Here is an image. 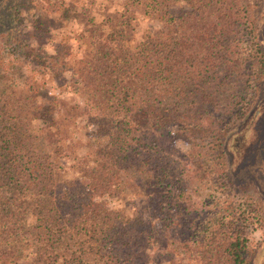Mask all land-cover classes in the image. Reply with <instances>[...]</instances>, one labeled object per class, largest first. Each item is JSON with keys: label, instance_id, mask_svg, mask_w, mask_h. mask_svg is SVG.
I'll list each match as a JSON object with an SVG mask.
<instances>
[{"label": "trees", "instance_id": "16d2710c", "mask_svg": "<svg viewBox=\"0 0 264 264\" xmlns=\"http://www.w3.org/2000/svg\"><path fill=\"white\" fill-rule=\"evenodd\" d=\"M15 1L0 0V38L14 45L23 36L13 15ZM258 1L142 0L145 15L162 25L133 47L125 44L122 25L108 33L89 19L82 35L91 50L72 74L86 92L90 119L114 124V132L87 161L71 156L52 135L46 139L51 150L35 144L28 121L39 114L37 82L22 80L27 89L14 83L1 92L0 264H114L120 251L129 256L147 248L159 238L153 224L96 200L122 199L126 173L143 187L150 212L159 213L170 228L196 226L201 208H186L177 201L182 195L171 191L180 164L170 159L165 144L167 135H181L168 124L191 116L199 125L181 153L186 173L219 191L237 189L224 139L245 115L246 93L264 72V40L256 34ZM148 130L163 134V140L148 143L141 136ZM63 158L72 160L74 174L68 175ZM250 214H221L219 225L202 230L199 240L180 231L183 247L193 243L188 264H248ZM233 218L242 223L234 225Z\"/></svg>", "mask_w": 264, "mask_h": 264}, {"label": "rangeland", "instance_id": "374dc122", "mask_svg": "<svg viewBox=\"0 0 264 264\" xmlns=\"http://www.w3.org/2000/svg\"><path fill=\"white\" fill-rule=\"evenodd\" d=\"M141 1L14 2L13 15L17 24L21 22L23 36L16 45L0 38V96L2 91L9 89L14 83L27 89L29 84L22 80L37 82L40 88L36 102L39 114L36 119L28 122L33 124L32 130L34 129L37 137L34 142L39 148L51 150L52 145L46 139L52 135L55 144L68 147L71 156H76L79 161H87L90 152L99 142L110 141L114 124H98L90 119L84 103L86 92L75 82L76 75L72 71L74 72L76 62L91 50L88 40L82 35L91 23L93 27L99 25L101 31L108 33H117L122 25L124 42L128 47H133L147 34L160 31L161 22L145 15ZM255 13L256 23L259 26L262 23V29L258 26L256 34L258 39L263 36L264 40V0L258 1ZM89 19L93 21L89 23ZM35 54H39L41 58H35ZM53 58L56 60L53 61ZM51 64L53 70L49 71ZM246 98L249 104L245 115L237 124H231V130L224 139L229 170L237 185L236 190L228 186L219 191L216 185H202L186 173L188 166L181 158V153L188 149L194 138L195 126L199 123L197 117L191 116L188 120L168 124L171 132L176 128L181 129V135L176 138L167 135L165 144L168 146L166 150L170 159L180 164V169L175 172H182L180 176L177 173L176 184L171 191L177 197L182 195L177 201L186 208H201L196 226L191 229L181 228L180 231L185 236L199 240L211 225H219L221 214L238 217L245 210L251 213L246 230L249 241L248 264H264V72L247 91ZM2 103L0 101V106ZM8 122L5 121L4 126ZM141 136L151 143L154 137L162 141L164 135L159 136L148 130L143 131ZM62 162L68 175L74 174L72 160L63 158ZM122 186V190H125L122 199L104 197L96 198L97 202L104 201L112 208H122L129 216L140 215L158 230L159 238L145 249L132 251L129 256L120 251L119 261L114 264H188L193 243L190 247H183L182 236L179 234L181 232L170 228L159 213L154 215L150 212L143 187L139 183H131L128 173L124 176ZM231 220L234 225L242 223L238 218ZM21 264L28 263L25 261Z\"/></svg>", "mask_w": 264, "mask_h": 264}]
</instances>
